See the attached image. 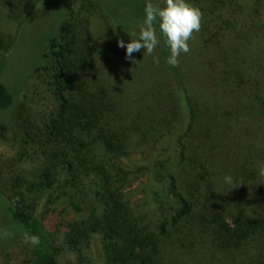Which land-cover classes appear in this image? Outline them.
Masks as SVG:
<instances>
[{"label":"trees","instance_id":"trees-1","mask_svg":"<svg viewBox=\"0 0 264 264\" xmlns=\"http://www.w3.org/2000/svg\"><path fill=\"white\" fill-rule=\"evenodd\" d=\"M39 1L0 0V63L15 40L5 23ZM63 1L31 69L49 96L21 108L34 168L6 175L1 193L18 238L41 241L21 264H86L94 234L104 264H264V0H189L203 20L178 67L158 24L159 65L145 49L133 64L116 12ZM133 1L139 34L149 0ZM15 102L0 81V111ZM143 175L160 184L132 204L124 189Z\"/></svg>","mask_w":264,"mask_h":264},{"label":"rangeland","instance_id":"rangeland-1","mask_svg":"<svg viewBox=\"0 0 264 264\" xmlns=\"http://www.w3.org/2000/svg\"><path fill=\"white\" fill-rule=\"evenodd\" d=\"M99 1L106 5L107 12L113 11L118 14L115 20H118L120 25L127 26L129 32L135 29L134 23H136L139 15L144 14L137 10L133 0ZM62 2L64 1L40 0L21 25L16 26L13 22L5 23L6 29L14 34L15 40L0 63V81L13 93L16 102L8 112L0 111V121H4L3 123L0 122V264H21L30 256L31 243L26 242L23 236L18 238L22 232L10 219L1 193L2 190H8L5 184L11 183L6 175H13L14 173L22 175L34 168L33 161L21 157L24 148H27L23 133L20 130L21 108L27 115L30 112V106L34 109L39 105L40 98L44 99V95L49 96L44 86L33 78L31 69L39 62L47 45V39L55 33L58 20L64 15L65 6ZM97 35L101 36V34ZM118 39L119 37L116 38L115 42ZM46 106L47 109L50 108L48 103ZM9 119L12 122H9ZM136 155L137 153H133L130 157H136ZM151 179L149 175L140 176L124 189L132 204L138 202V199H142L143 190L147 184H150ZM151 183L154 186L160 184L152 180ZM66 213L68 216L78 217L69 209ZM46 217L51 218V215H46ZM5 232L10 233V235L5 237ZM14 238L15 240H13ZM87 251L88 254L85 253L86 264H104L97 234L90 238ZM65 258L71 260L73 255L69 253L58 256L61 261Z\"/></svg>","mask_w":264,"mask_h":264},{"label":"clouds","instance_id":"clouds-1","mask_svg":"<svg viewBox=\"0 0 264 264\" xmlns=\"http://www.w3.org/2000/svg\"><path fill=\"white\" fill-rule=\"evenodd\" d=\"M202 20V10L189 0H164L163 6L149 0L145 5V19L140 26L139 34L128 33L131 40L125 44L123 39H118V46L126 49V59L131 60L133 64L136 62L132 57L134 52L145 49L146 54L153 55L161 42L157 35L158 24L159 31L170 48L167 63L178 67L180 55L191 51L189 41L193 39L195 32L200 31ZM153 62L159 65V57L153 55ZM260 175L264 176V165L260 166ZM224 180L230 185H236L229 174H225ZM4 235L7 237L10 233L5 232ZM24 239L32 245H38L41 242L38 236L27 233Z\"/></svg>","mask_w":264,"mask_h":264}]
</instances>
